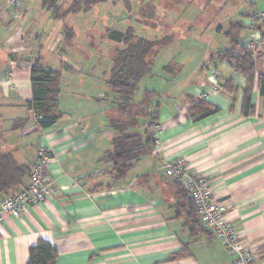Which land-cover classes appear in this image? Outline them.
<instances>
[{
    "label": "crops",
    "instance_id": "0c3cea01",
    "mask_svg": "<svg viewBox=\"0 0 264 264\" xmlns=\"http://www.w3.org/2000/svg\"><path fill=\"white\" fill-rule=\"evenodd\" d=\"M171 3V10L188 4L212 13L232 5L237 13L225 18L215 32L224 34L230 24L240 22L249 48L251 22L264 11V0ZM38 15L46 16L42 23ZM56 22L43 12L41 0H18L17 5L0 0V149L11 150L19 164L30 167L41 147L50 149L55 161L48 174L58 190L19 218L3 217L0 264H27L29 248L40 239L57 249L55 264H232L231 255L202 225L197 231L185 225L184 200L163 169L165 162L176 160H184L189 173L207 179L214 198L227 206V219L251 248L253 264H264V96L256 83L264 74V51H253V111L247 116L242 74L222 63L216 69L217 86L209 80L212 67L206 61L229 48L227 39L187 71L174 58L166 60L165 65H174L172 78L163 72L154 75L158 85L143 86V93H155L151 104L159 105L158 120L149 130L153 149L115 179L111 166L101 162L114 135L106 119L107 92L88 82L93 78L88 79L82 66L66 65L68 54L58 49L61 33L55 48L41 44L40 34L47 31V36ZM185 25L191 29L192 24ZM33 46L44 69L62 73L58 105L62 118L44 131L25 107L32 97L30 70L37 59H30ZM43 48L49 52L45 59ZM197 100L218 112L192 118L188 108ZM27 184L25 180L23 187Z\"/></svg>",
    "mask_w": 264,
    "mask_h": 264
},
{
    "label": "trees",
    "instance_id": "16d2710c",
    "mask_svg": "<svg viewBox=\"0 0 264 264\" xmlns=\"http://www.w3.org/2000/svg\"><path fill=\"white\" fill-rule=\"evenodd\" d=\"M106 1L41 0V6L52 20L62 21L68 15L88 12L94 6ZM65 4L68 5L63 11L62 7ZM257 30L264 33V22L258 26ZM244 31L245 27L242 23L230 24L229 29L224 33L229 41V48L210 56L206 66L210 64L216 70L217 65L225 63L245 77L243 115L247 116L253 111L250 104V91L255 81V62L253 51L246 46L245 39L241 37ZM61 34L63 43L71 44L73 35L69 28L64 25ZM105 37L121 47H117L112 54V66L106 81L109 90L106 95L111 104L106 119L114 135L111 148L101 162L109 164L112 168L111 175L119 179L125 175L129 167L149 153L155 144V140L149 134V130L158 120L159 105L151 104L155 93L149 90L144 91L140 101L135 100V95L141 80L146 76H153L154 62L159 52L169 45L170 40L146 39L137 36L133 28H128L125 32L108 30ZM206 66L204 68H207ZM163 72L173 76L174 65H165ZM61 79V72L46 70L41 66L39 56L31 65L32 97L30 101L25 102V107L34 115L36 124L42 131L54 127L62 118L58 107ZM256 83L260 94L264 96V74L258 76ZM218 110L206 101L197 100L188 108V113L192 118L200 119ZM31 172L32 167L19 164L11 150L0 149V197L6 196L0 200V203L24 188L23 184L29 179ZM174 184L178 189V195L184 200L182 211L185 225L191 227L192 231H197L201 222L195 207L181 184L178 181ZM177 211L176 217L181 216L180 210ZM57 257V249L50 242L40 239L29 248L27 264H55Z\"/></svg>",
    "mask_w": 264,
    "mask_h": 264
},
{
    "label": "rangeland",
    "instance_id": "374dc122",
    "mask_svg": "<svg viewBox=\"0 0 264 264\" xmlns=\"http://www.w3.org/2000/svg\"><path fill=\"white\" fill-rule=\"evenodd\" d=\"M172 1L107 0L94 6L88 12L68 15L64 20L56 22L55 25L53 24L54 26H52V30L47 36V31L40 34L41 44L44 47L55 48L59 40L57 36L62 33V28L65 25L73 35L71 44L62 42L59 47L61 50L66 51L71 61H68L66 65L76 68L82 66L88 75V79L93 78V81L88 82L98 84L100 90H106L108 94L106 81L112 66V54L117 47H121L119 44L106 39L105 35L108 30L125 32L128 28H133L137 36L146 39L170 40L169 45L159 52L154 62L152 69V79L154 80H148L151 79V76H146L145 80L142 79L139 83L135 100L140 101L143 96V86L150 88L155 84L158 85L157 78H154V75H163L165 61L170 57L179 62L187 71L197 61L208 59L209 55L207 54H209L210 49L218 48L221 43L225 44L224 34L217 35L215 29L219 24L225 22V18H231L237 13L232 5H227L226 8L224 7L222 10H217L215 13L213 11L212 13L210 9L203 12L202 8L193 5L187 6L188 4L186 8L179 10V12L170 9L171 6L172 8L174 6L171 3ZM67 5L65 4L62 7L63 11ZM206 7L208 6L206 5ZM259 12L264 13V11ZM211 14L217 15V17L210 16ZM22 18L26 19L25 17ZM37 18L40 20L39 23H42L46 16L38 15ZM185 24H192L190 26L192 31L188 30V26ZM189 32L190 34H188ZM25 49L23 47L22 51ZM32 49L30 59L34 60L38 56V48L33 46ZM207 49L209 50L207 51ZM47 53H49L48 48H43L42 58L45 59ZM73 62L76 63L73 65ZM202 62L198 64H202ZM43 65L46 66V63L44 62ZM66 65L64 67L68 68ZM209 69L213 68L209 67ZM167 76L172 78L170 75ZM140 93L141 96H139ZM110 108L111 104L109 105Z\"/></svg>",
    "mask_w": 264,
    "mask_h": 264
},
{
    "label": "built area",
    "instance_id": "2783aa9c",
    "mask_svg": "<svg viewBox=\"0 0 264 264\" xmlns=\"http://www.w3.org/2000/svg\"><path fill=\"white\" fill-rule=\"evenodd\" d=\"M11 4H18V0H9ZM264 22V13H260L251 22L253 33L250 37V49L264 51V33L257 30ZM209 80L216 87L218 73L215 69L209 71ZM55 158L46 147L37 152L36 160L28 184L20 191L0 203V221L5 216L19 218L28 209L38 207L51 197L58 194L54 182L48 174L49 166ZM163 169L166 176L181 184L189 195L201 225L221 242L232 257V264H253V252L248 244L241 240L236 228L227 219V206L218 202L213 195L212 187L206 178L189 173L184 160L165 162Z\"/></svg>",
    "mask_w": 264,
    "mask_h": 264
}]
</instances>
